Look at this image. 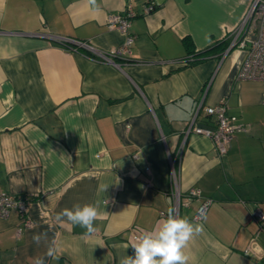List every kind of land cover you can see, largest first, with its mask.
Segmentation results:
<instances>
[{
	"label": "crops",
	"instance_id": "crops-1",
	"mask_svg": "<svg viewBox=\"0 0 264 264\" xmlns=\"http://www.w3.org/2000/svg\"><path fill=\"white\" fill-rule=\"evenodd\" d=\"M148 1L155 8L142 14ZM127 3L139 13L128 27L131 53L106 62L97 52L126 37L107 27V15ZM249 5L0 0V193L32 195V225L18 237V213L0 218V264H33L46 245L32 236L44 232L59 256L45 264H120L135 237L177 206V216L203 225L184 249L187 264H264L256 218L264 212V83L237 78L242 48L219 47ZM208 47L189 62V52ZM222 98L247 130L219 157L209 138L183 131L193 116L213 128L204 107ZM191 186L211 198L200 220L199 200L175 199ZM96 203L92 233L55 219L74 204ZM252 238L260 257L244 252Z\"/></svg>",
	"mask_w": 264,
	"mask_h": 264
},
{
	"label": "built area",
	"instance_id": "built-area-1",
	"mask_svg": "<svg viewBox=\"0 0 264 264\" xmlns=\"http://www.w3.org/2000/svg\"><path fill=\"white\" fill-rule=\"evenodd\" d=\"M154 8L155 4L152 1H148L141 10V13L146 14ZM138 14L139 13L134 9L133 5L127 3L121 12L107 15V27L126 32V37L119 46L108 51L97 52L98 58L106 62H113L114 57L128 58L131 53L130 47L135 39V36L128 32V27L132 19ZM253 30H255L253 37H249L247 33L253 32ZM230 34L228 46L223 54L233 47L242 48L245 52L244 58L239 65L237 78L259 80L264 83V0H250V5L245 15ZM81 45H85V43L82 42ZM262 101H264V97H262ZM200 106L201 104L199 107ZM204 110L208 116L212 117L215 126L213 128L199 126L195 123V116H193L185 125L183 131L184 136H187L189 133H195L209 138L215 147L217 155L220 157L227 152L234 134L239 131H246L247 126L243 122L238 121L236 115L227 112V102L224 98L213 105L205 106ZM178 155L179 153H177V156ZM181 196V192H176V201L179 197L178 205H188L193 199L199 200L193 217L195 220L202 219L211 202V198L203 195L201 189L196 186L189 187L183 193V197ZM31 198L32 195L28 193L20 195L10 194L5 191L0 193V218L7 217L9 212L13 209L19 215L20 223L16 228V237H18L24 229L32 225L29 213ZM177 207H174L175 211ZM256 218L258 233L264 230V212L257 210ZM244 252L253 253L257 257L262 255V252L256 249L254 238L251 239Z\"/></svg>",
	"mask_w": 264,
	"mask_h": 264
},
{
	"label": "clouds",
	"instance_id": "clouds-1",
	"mask_svg": "<svg viewBox=\"0 0 264 264\" xmlns=\"http://www.w3.org/2000/svg\"><path fill=\"white\" fill-rule=\"evenodd\" d=\"M99 204H74L72 208H64L56 214L58 223L67 222L84 228L87 233L95 231L94 221L99 217ZM203 231V225L191 222L187 217H179L174 208H168L167 217L160 221L158 228L142 231L131 244L133 255L121 258L120 264H187L189 256L185 247L194 235ZM33 242L39 246L46 245L43 255L33 258V264H45V257L58 259L55 241H48L47 233H36Z\"/></svg>",
	"mask_w": 264,
	"mask_h": 264
},
{
	"label": "trees",
	"instance_id": "trees-1",
	"mask_svg": "<svg viewBox=\"0 0 264 264\" xmlns=\"http://www.w3.org/2000/svg\"><path fill=\"white\" fill-rule=\"evenodd\" d=\"M227 45H228V40H224L220 43L219 47H220L221 53L227 48ZM211 49L212 47H208L204 50L197 51L195 53L193 51L189 52V55L187 56L189 62L193 63V61L201 60L203 56H205L207 52Z\"/></svg>",
	"mask_w": 264,
	"mask_h": 264
},
{
	"label": "water",
	"instance_id": "water-1",
	"mask_svg": "<svg viewBox=\"0 0 264 264\" xmlns=\"http://www.w3.org/2000/svg\"><path fill=\"white\" fill-rule=\"evenodd\" d=\"M74 41V43H76V44H78V45H81V43L82 42H78V41H76V40H73ZM85 46V45H84Z\"/></svg>",
	"mask_w": 264,
	"mask_h": 264
},
{
	"label": "flooded vegetation",
	"instance_id": "flooded-vegetation-1",
	"mask_svg": "<svg viewBox=\"0 0 264 264\" xmlns=\"http://www.w3.org/2000/svg\"><path fill=\"white\" fill-rule=\"evenodd\" d=\"M229 43V42H228ZM228 46V45H227Z\"/></svg>",
	"mask_w": 264,
	"mask_h": 264
}]
</instances>
